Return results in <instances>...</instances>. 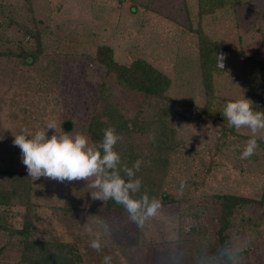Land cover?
Masks as SVG:
<instances>
[{
	"label": "rangeland",
	"instance_id": "obj_1",
	"mask_svg": "<svg viewBox=\"0 0 264 264\" xmlns=\"http://www.w3.org/2000/svg\"><path fill=\"white\" fill-rule=\"evenodd\" d=\"M22 1L0 0V6L4 4L0 23L12 18L29 25ZM241 1L244 4L235 10L201 16L197 0H31L34 17L42 21V28L48 26L46 53L31 67L21 58L0 57L1 180L2 173L9 170L27 172L21 151L13 144L21 130L34 133L55 121L60 133L68 122L71 135L83 134L92 144L86 127L104 100L127 119L139 113L143 118L155 117L161 102L127 90L95 63L93 57L100 46L113 49L119 63L137 58L148 62L171 79L170 97L197 107L206 101L197 65L195 31L199 26L213 39L264 63V0ZM2 28L0 49L17 51L21 34L12 28L7 35ZM57 28L69 39L60 48L52 37L60 34ZM24 42L33 44L31 38ZM221 54L224 67L214 77L215 95L222 99L220 108L243 94L252 103L257 101L242 89V58ZM168 110L175 113L177 106H168ZM179 111L172 120L175 132L169 169L156 197L160 202L164 193L167 199L160 202L155 215L138 224L126 210L107 209L105 201L91 197L96 191L89 187L94 177L72 182L44 177L34 181L32 177L33 209L27 238L75 245L82 264H105L106 257L110 258L108 264H186L181 255L190 238L200 254L195 264H223L213 253L218 249L214 197L261 198L264 150L257 147L249 158L241 157L247 141L244 137L263 138L264 129L253 136L247 127L234 128L223 137L219 127L198 112ZM52 134V130L46 133ZM148 142L147 136L131 134L120 140V146L139 153ZM151 189H140L133 198L140 199ZM231 220L229 252L238 253L231 264H264V207L243 205ZM24 221V207H0V264H22L23 237L11 232L21 230ZM191 228L205 234L189 236ZM93 240H98L99 250L91 247ZM213 255L217 262H211Z\"/></svg>",
	"mask_w": 264,
	"mask_h": 264
},
{
	"label": "trees",
	"instance_id": "obj_2",
	"mask_svg": "<svg viewBox=\"0 0 264 264\" xmlns=\"http://www.w3.org/2000/svg\"><path fill=\"white\" fill-rule=\"evenodd\" d=\"M241 0H197L198 14L214 15L219 10H235L243 5ZM4 4L1 3L0 8ZM29 16L30 24H22L14 19H8L7 23H0V29H5L6 34L9 29L16 28L22 38L17 39L15 49H0V57L21 58L22 63L27 66L35 65L40 58L46 53L44 46V34L47 27L42 28L41 20L34 17V9L31 0H23L22 5ZM61 28V27H60ZM57 28L60 34H56L53 39L57 47L68 41L66 32ZM53 34L52 31H48ZM2 33L0 32V35ZM195 34L198 41L197 65L198 73L204 90L205 104L203 107H197L184 101H180L169 96L171 89V79L162 71L154 68L151 64L141 58L131 61L128 64H122L116 61L113 49L108 46H100L94 54L95 63L103 66L108 75H114L116 80L125 86L131 92L139 93L145 96L147 100H157L161 102L157 114L153 118H143L141 114H136L132 119H127L123 112L117 107L111 105L107 100L101 103V108L93 112L89 123L86 127L87 136L92 144H98L103 139V131L108 127H114L116 132L122 136V139L129 137L131 134L147 136L148 144L143 151L137 153L120 146V141L115 145V151L121 158V165L132 168L133 164L141 161L139 170L135 172L136 179L141 181V188H152L147 194L151 199L157 197L162 185L163 178L169 169L170 153L172 151V140L174 136V125L172 120L175 114L180 113V109L194 110L199 116H204L211 120L220 129L221 136L226 137L233 132L234 127L228 126L227 119L223 117L224 109L220 108V97L214 92V77L220 72L217 55L222 52L237 55L243 61L242 89L245 94L255 95L258 100L253 102L254 111H264V63L247 56L241 50H234L216 39L210 37L201 26L196 29ZM8 35V34H7ZM1 38V36H0ZM25 38H31L33 44L29 46L24 42ZM12 43L14 39H12ZM60 48V47H59ZM103 88V86L101 87ZM226 103L228 101H225ZM176 105L177 110L174 112L168 110V106ZM245 140L256 139L258 147L264 150V137H244ZM146 151V152H145ZM145 154L144 157H142ZM142 157V158H141ZM144 159V160H143ZM4 181L0 178V207L13 206L14 204L25 208V221L21 230H14L11 234H18L23 237L22 264H82L81 256L75 245L71 244H52L48 241L28 239L30 231L29 213L33 209L30 201V195L33 187L31 185L32 177H28L25 171L9 170L2 173ZM120 175L127 180L123 170ZM4 183V184H3ZM154 190V191H153ZM162 202L167 199L164 193H161ZM160 201V202H161ZM161 202V203H162ZM160 203V204H161ZM256 204L264 207V188L259 200L233 195H216L214 197V206L217 213L216 243L217 251L213 248V253L217 254L223 261V264H231V258L238 253L229 252V242L227 232L232 227V217L235 210L243 205ZM107 209L126 210L122 204L112 199L105 201ZM216 216V215H215ZM216 221V218H215ZM205 231L189 229L187 235H203ZM207 234V232H206ZM189 244L185 246V253L182 258L186 264H195L200 260L199 249L194 246V241L187 239ZM197 242H202L201 238ZM201 244V243H200ZM195 255V256H193ZM195 258V261L193 260ZM211 262H217V259L211 257Z\"/></svg>",
	"mask_w": 264,
	"mask_h": 264
},
{
	"label": "clouds",
	"instance_id": "obj_3",
	"mask_svg": "<svg viewBox=\"0 0 264 264\" xmlns=\"http://www.w3.org/2000/svg\"><path fill=\"white\" fill-rule=\"evenodd\" d=\"M217 58L223 69L225 56L221 54ZM223 117L230 127H247L253 136L264 129V111H254L252 101L245 99L244 94L240 99L225 104ZM56 128V122L49 121L45 129L34 133L24 129L14 136L13 144L21 151L22 164L26 166L28 177H33L34 181L44 177L59 182L85 181L94 177L89 185L96 190L91 193L92 199H112L122 204L130 219L138 224L157 213L160 202L155 197L150 199L145 193L140 199L133 198L141 188V181L134 178V169L139 170L141 161L137 160L132 168L119 167L121 158L115 151V145L122 136L114 127L104 129L103 139L98 144H90L88 138L80 133L74 136L65 131L57 133ZM49 130L53 133L50 137L46 135ZM257 147L256 139L247 140L241 158L252 156ZM121 170L127 180L120 175ZM91 247L99 250L98 240H93ZM109 260L106 257L105 264Z\"/></svg>",
	"mask_w": 264,
	"mask_h": 264
},
{
	"label": "water",
	"instance_id": "obj_4",
	"mask_svg": "<svg viewBox=\"0 0 264 264\" xmlns=\"http://www.w3.org/2000/svg\"><path fill=\"white\" fill-rule=\"evenodd\" d=\"M72 129V125H71V123H64V125H63V130L64 131H70Z\"/></svg>",
	"mask_w": 264,
	"mask_h": 264
}]
</instances>
